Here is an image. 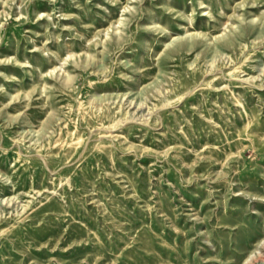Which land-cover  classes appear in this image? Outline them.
Segmentation results:
<instances>
[{"label": "rangeland", "instance_id": "374dc122", "mask_svg": "<svg viewBox=\"0 0 264 264\" xmlns=\"http://www.w3.org/2000/svg\"><path fill=\"white\" fill-rule=\"evenodd\" d=\"M0 264H264V0H0Z\"/></svg>", "mask_w": 264, "mask_h": 264}]
</instances>
